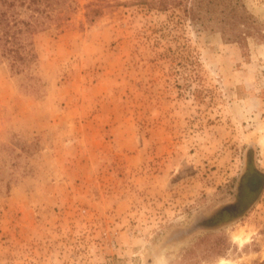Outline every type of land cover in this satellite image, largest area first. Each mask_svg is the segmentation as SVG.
<instances>
[{
	"label": "rangeland",
	"instance_id": "1",
	"mask_svg": "<svg viewBox=\"0 0 264 264\" xmlns=\"http://www.w3.org/2000/svg\"><path fill=\"white\" fill-rule=\"evenodd\" d=\"M193 3L17 7L35 57L0 58V264H264V0L238 41Z\"/></svg>",
	"mask_w": 264,
	"mask_h": 264
},
{
	"label": "trees",
	"instance_id": "2",
	"mask_svg": "<svg viewBox=\"0 0 264 264\" xmlns=\"http://www.w3.org/2000/svg\"><path fill=\"white\" fill-rule=\"evenodd\" d=\"M40 0H0V58L6 60L11 69L20 71L35 57L32 23L18 18L17 7L22 5L30 10L31 17L39 12ZM220 8L223 18L218 22L220 32L228 41L245 39L250 32L252 20L245 7L228 0H194L187 9L191 18L203 20L212 9Z\"/></svg>",
	"mask_w": 264,
	"mask_h": 264
},
{
	"label": "bare ground",
	"instance_id": "3",
	"mask_svg": "<svg viewBox=\"0 0 264 264\" xmlns=\"http://www.w3.org/2000/svg\"><path fill=\"white\" fill-rule=\"evenodd\" d=\"M240 238V237H239Z\"/></svg>",
	"mask_w": 264,
	"mask_h": 264
}]
</instances>
